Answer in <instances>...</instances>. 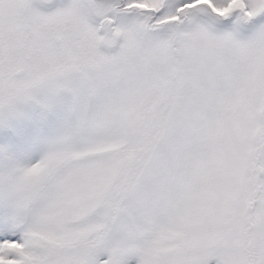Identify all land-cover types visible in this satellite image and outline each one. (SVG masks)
I'll return each instance as SVG.
<instances>
[{"label":"snow or ice","instance_id":"obj_1","mask_svg":"<svg viewBox=\"0 0 264 264\" xmlns=\"http://www.w3.org/2000/svg\"><path fill=\"white\" fill-rule=\"evenodd\" d=\"M0 264H264V0H0Z\"/></svg>","mask_w":264,"mask_h":264}]
</instances>
